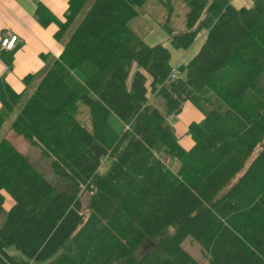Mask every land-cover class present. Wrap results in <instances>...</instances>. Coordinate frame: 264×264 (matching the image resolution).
<instances>
[{
  "label": "trees",
  "instance_id": "trees-1",
  "mask_svg": "<svg viewBox=\"0 0 264 264\" xmlns=\"http://www.w3.org/2000/svg\"><path fill=\"white\" fill-rule=\"evenodd\" d=\"M88 1L68 0L64 19L43 3L36 14L43 25L56 21L63 39ZM146 1L96 0L11 122L54 157L55 182L0 138V215L4 191L14 199L0 264H201L184 249L187 236L208 264H264V0H185L188 30L169 29L172 45L189 50L203 36L173 79L170 49L129 24ZM2 56L11 67L14 51ZM149 77L169 115L188 101L203 113L188 125L190 148L152 104ZM23 97L0 77V133ZM80 102L91 129L77 118ZM147 240L154 246L143 250Z\"/></svg>",
  "mask_w": 264,
  "mask_h": 264
},
{
  "label": "crops",
  "instance_id": "crops-1",
  "mask_svg": "<svg viewBox=\"0 0 264 264\" xmlns=\"http://www.w3.org/2000/svg\"><path fill=\"white\" fill-rule=\"evenodd\" d=\"M235 1L233 0V4L236 7H250L253 4V0H240L237 2L238 5L235 4ZM39 3L47 6L59 19H64L68 0H0V41L8 31L16 33L19 39L16 48L12 50L14 59L11 67L5 62L2 56L3 49L0 47V77H4L16 92H24V96L27 94L29 96L41 79L35 77V83L27 86L24 77L30 73H35L38 77L43 73L52 61L60 56L70 35L67 33L63 39H58L56 32L59 24L56 21L48 25L41 23L36 14ZM200 45L201 42L195 49L183 50L178 59L183 63L188 62L198 52ZM174 115H169V123L178 135L184 136L185 142L179 139L181 144L190 148L194 142L187 132L188 125L192 121L202 120L204 115L190 101L186 102L182 112L176 115L181 116V119L171 120ZM12 131L10 129V134L6 136L9 139L13 136Z\"/></svg>",
  "mask_w": 264,
  "mask_h": 264
},
{
  "label": "rangeland",
  "instance_id": "rangeland-1",
  "mask_svg": "<svg viewBox=\"0 0 264 264\" xmlns=\"http://www.w3.org/2000/svg\"><path fill=\"white\" fill-rule=\"evenodd\" d=\"M95 1L96 0L88 1L86 6L83 8L81 13L79 14L77 20L71 27L70 31L68 32L69 34H71L70 32H72L75 29V27L83 20L86 13L88 12V10L91 8V6L93 5ZM239 1L240 0H236L235 4L238 5L237 2ZM137 9H138V15L133 17L129 21L130 26L148 44L162 43L165 46H167L171 50V53H172V60H171L172 65H174L177 61H180V59L178 58L181 56L183 49H177L172 45L171 43L172 35L170 34L169 29H172L173 33H179V32H184L188 30L187 15L190 10L189 3L186 2L185 0H175L173 4V8H170L163 2V0H147L143 5L137 7ZM202 36H203L202 34L199 35L192 49H195L197 47V45L201 41ZM135 69H136V66L133 68V71L129 77V85H131V80H132L133 72ZM42 74L43 73L39 74V76L36 77V79L41 78ZM33 82L35 83V81ZM147 86L149 87V96L151 98L152 104L158 107L165 114V116L167 117V121L169 122L170 118H169V114L166 111L165 102L163 98L159 96H154L151 92L150 77L147 81ZM27 98H28V94L22 98L21 103L15 108L13 113L10 115L7 124L5 125V127L0 133L1 135L0 138L3 136H8L10 134L11 122L14 120L19 110L21 109L22 104H24ZM221 105L224 106V103L221 102ZM180 117L181 116L174 115L172 116L171 120L175 121L176 118L181 119ZM77 118L88 129L92 128L90 110L86 103L80 102V111L77 115ZM111 121L113 124H115L116 127L119 126L120 122L116 116L111 115ZM11 133H13L11 140L14 142V144H16V146L20 150L24 152L25 151L29 152L38 170L50 181L55 182L56 175L52 169V161L54 157L50 155H46L43 152H41L38 146H29V143L23 137L16 134L14 131H12ZM175 133L178 139H181L182 142H185L183 135H178L177 132ZM167 163L173 170H176L179 166V161L175 158L167 159ZM87 193L88 192H86V194H84L83 196L84 204L89 195V193L88 194ZM4 194L6 197L5 212H3L0 215V227L5 222L7 218V212L14 203V199L9 194V192L4 191ZM153 246L154 244L151 241L147 240L146 243L144 244L143 250L150 249ZM183 247L201 264L209 263V257L207 253H205L202 245L192 236H187L185 238V240L183 241ZM8 251L11 254L24 256L20 250L16 249L13 246L9 247ZM35 264H42V263H35Z\"/></svg>",
  "mask_w": 264,
  "mask_h": 264
},
{
  "label": "built area",
  "instance_id": "built-area-1",
  "mask_svg": "<svg viewBox=\"0 0 264 264\" xmlns=\"http://www.w3.org/2000/svg\"><path fill=\"white\" fill-rule=\"evenodd\" d=\"M18 40V35L16 33L8 31L2 36L0 47L3 50L12 51L16 48ZM182 64L183 62L180 60L177 61L174 65H172V69L169 74V79L176 78L180 74V67Z\"/></svg>",
  "mask_w": 264,
  "mask_h": 264
}]
</instances>
